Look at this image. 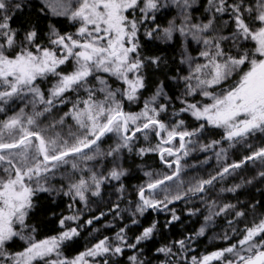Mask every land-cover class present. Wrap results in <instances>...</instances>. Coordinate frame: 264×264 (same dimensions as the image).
I'll list each match as a JSON object with an SVG mask.
<instances>
[{
  "label": "snow or ice",
  "instance_id": "6c2138e0",
  "mask_svg": "<svg viewBox=\"0 0 264 264\" xmlns=\"http://www.w3.org/2000/svg\"><path fill=\"white\" fill-rule=\"evenodd\" d=\"M0 264H264V0H0Z\"/></svg>",
  "mask_w": 264,
  "mask_h": 264
}]
</instances>
